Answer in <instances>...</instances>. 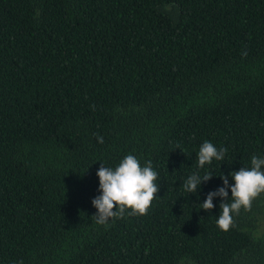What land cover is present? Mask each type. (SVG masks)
I'll return each mask as SVG.
<instances>
[{"label":"trees","instance_id":"trees-1","mask_svg":"<svg viewBox=\"0 0 264 264\" xmlns=\"http://www.w3.org/2000/svg\"><path fill=\"white\" fill-rule=\"evenodd\" d=\"M206 141L226 152L200 168ZM127 155L157 198L97 223L96 173ZM253 156L264 0H0V264H264V193L216 223Z\"/></svg>","mask_w":264,"mask_h":264},{"label":"clouds","instance_id":"clouds-1","mask_svg":"<svg viewBox=\"0 0 264 264\" xmlns=\"http://www.w3.org/2000/svg\"><path fill=\"white\" fill-rule=\"evenodd\" d=\"M98 142L103 143V138L98 137ZM226 149H219L211 143L204 142L198 154V166L203 168L211 164L213 160L224 159ZM264 158H251V168L242 167L238 172L230 173L233 186L230 188L231 203H221V213L216 221L217 227L227 232L233 226V213L239 214L243 208L245 211L251 209L252 201L261 193H264ZM99 180L100 196L92 200V206L97 210L94 217L97 223L104 224L110 218L122 216L126 209L131 210L132 215L144 216L147 214L151 203L156 199L159 191L157 173L152 169L151 162L141 167L139 161L133 155H127L113 170L101 165L96 173ZM213 176L205 174L201 178L198 174L188 177L183 187L189 194L200 190L202 182H207ZM223 187L208 193L203 204L199 207L205 211L211 210L214 197L221 200H229L228 178L221 175ZM115 208V211L113 209Z\"/></svg>","mask_w":264,"mask_h":264}]
</instances>
